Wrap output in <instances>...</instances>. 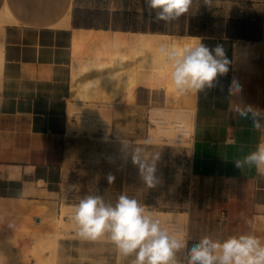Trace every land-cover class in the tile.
I'll return each mask as SVG.
<instances>
[{"label":"crops","instance_id":"0c3cea01","mask_svg":"<svg viewBox=\"0 0 264 264\" xmlns=\"http://www.w3.org/2000/svg\"><path fill=\"white\" fill-rule=\"evenodd\" d=\"M246 1L249 11L233 16L238 27L223 22L187 32L210 48L222 44L231 61L219 78L222 91L194 95L184 209L189 245L204 235L246 232L247 220L264 238V177L254 168L236 169L232 160L264 142V129L234 112L236 104L264 112V6ZM75 2L0 0L14 18L0 29V264H35L34 238L56 232L64 150L75 134L67 129L69 102L117 104L128 97L136 57L128 51L129 31L81 24ZM63 13L69 14L64 25ZM115 37L120 57L112 55ZM233 79L238 97L228 95ZM57 246L59 253L62 238Z\"/></svg>","mask_w":264,"mask_h":264},{"label":"rangeland","instance_id":"374dc122","mask_svg":"<svg viewBox=\"0 0 264 264\" xmlns=\"http://www.w3.org/2000/svg\"><path fill=\"white\" fill-rule=\"evenodd\" d=\"M250 3L246 0H213L209 7L203 0H195L191 10L175 26L165 27L163 22H152L155 12L149 15L144 0L75 2L77 20L83 25L122 28L135 32L140 27L154 24L161 27V31L175 34L210 30L212 26H220L223 22L227 26L238 27L239 24L234 21L238 19L233 16L244 15V11H249L252 7ZM260 5L264 6V0ZM149 61L144 59L140 63V55L130 59L129 93L125 102L83 103L91 104V113L101 112L103 118L108 117V128L102 127L99 122H93L92 128L79 127V120L75 116L69 117L67 129H74L75 134L69 137V143L65 146L62 178L58 185L63 202L60 215L65 221L71 220V217L63 211L64 208L77 205L89 194H99L106 203L113 205L119 195L125 194L137 199L151 212L184 211L190 180L189 147L192 129L183 133L173 127L169 135L153 134L158 128L155 115L162 116L163 120L171 124V120L176 118L175 110L179 107L185 116L187 108L183 103L176 104L177 101L174 102L175 98L170 92L167 94L171 98L164 95L167 89L162 87L163 79L154 73L155 63ZM153 105L159 108L156 114L152 113ZM96 109L99 111L96 112ZM149 137L153 138V144L145 146L149 154L153 151L160 152L156 173L159 183L154 188L146 187L138 166L132 163L131 155L124 151L125 146H144V141ZM109 175L114 177L111 184L108 182ZM55 225L54 234L34 238L29 250L30 256L34 258L39 255L44 258L45 264H130L132 257L121 259L107 238L97 241L82 240L76 235L74 227L67 229L57 220ZM54 236L56 239L62 238L63 248L59 253L57 242L53 244ZM37 241L39 245L36 246ZM33 247L34 250L41 249L39 254L34 253ZM178 258L183 262L182 254H178Z\"/></svg>","mask_w":264,"mask_h":264},{"label":"clouds","instance_id":"9594fccd","mask_svg":"<svg viewBox=\"0 0 264 264\" xmlns=\"http://www.w3.org/2000/svg\"><path fill=\"white\" fill-rule=\"evenodd\" d=\"M195 0H144L146 10L153 23L165 27L175 26L192 8ZM211 6L213 0H203ZM156 54L162 58L171 86L179 95L205 94L219 86L220 77L228 74L231 61L222 44L210 48L202 41L177 46L161 44ZM117 66L119 63L117 62ZM241 86L233 79L228 87L229 97H238ZM235 115L250 120L257 130L264 129V112L251 105L236 104ZM153 138L144 141V146L126 147L131 161L138 166L140 177L147 188H154L157 178V163L160 152L149 154L147 145ZM225 161L227 155H222ZM236 169H255L264 177V142L254 150L239 157L233 156ZM114 177L109 175L111 184ZM71 220L76 235L82 240L97 241L107 238L121 259L130 264H264V238L257 235L255 224L247 220L248 231L217 239L211 235L202 236L198 242L189 245L186 234H177L149 211L137 199L119 195L115 205L106 203L99 194H89L72 209ZM182 254L183 262L178 258Z\"/></svg>","mask_w":264,"mask_h":264},{"label":"bare ground","instance_id":"6f19581e","mask_svg":"<svg viewBox=\"0 0 264 264\" xmlns=\"http://www.w3.org/2000/svg\"><path fill=\"white\" fill-rule=\"evenodd\" d=\"M68 16L69 14L67 15L66 13H63L62 16L60 17L59 24H62V25L67 24ZM11 20H14L12 12L8 8V6L4 4L0 9V29L3 28V25L6 22L11 21ZM195 41H199V37L194 34H189V33L178 35V34L162 32V31L161 32L160 31L129 32V38L127 40L129 54L131 56H136V57L140 55V63L144 61V59H149L152 63H155V66L152 64L154 67V73L157 74L158 77H160V79H163L162 87L164 89L165 88L167 89V91L164 92L165 93L164 95H168V97L171 98V96H169L170 94H167V92L168 93L170 92L171 95H173V97L175 98L174 102L177 101L176 104L183 103V105L187 108L186 109L187 114L185 116L182 115L181 113L182 110L179 107L178 109L176 108L177 110H175V113H174L176 118L171 120L172 125L168 124L165 120H163L162 116L155 115L154 117L155 119H157L155 122H157L158 124L157 125L158 128L153 133L155 135L161 134V133L169 135L172 133L173 127H175L176 129L178 128V130L182 131L183 133H188L189 131H191L190 130L192 129L191 121H192V114H193L194 103H195L194 102L195 94L179 95L175 92V90L171 86L169 75L167 71L165 70L162 58L156 54V49L161 44H174L177 46H183V45L192 44ZM113 43L114 44H113L112 55L113 57H117V56L120 57V54L118 50L116 49V46L119 43L116 37L114 38ZM122 58H124V55L122 56ZM164 97L168 98L167 96H164ZM174 102L171 101L170 103L173 104ZM75 103L69 102L68 117L75 116L79 120V124H78L79 127L92 128L93 122H99V124L102 125V127L105 126L108 128L110 126L109 118L108 117L103 118V115H101V112L99 114L91 113L90 108H93L90 106L91 104H83V103L75 104ZM151 110H152V113H155V114L159 112V108L154 107V105ZM95 111L97 112L99 110L96 109ZM165 113H168V112H165ZM169 113L171 112L169 111ZM172 115H173V112H172ZM73 207L74 206L67 208V209L64 208L63 211L71 217ZM153 213L156 217L161 219L166 224V226L170 228V230L174 231L177 234L186 233L187 213L185 211L161 210V211H157ZM57 221L60 224H64V226H66L67 229L68 228L70 229L73 227V222L71 220L65 221L61 217V215L59 216ZM38 241L40 243L39 238H38ZM38 241H37V244L35 242L34 245L35 244L36 246L39 245ZM56 242H57V239L54 236L53 244H56ZM33 250H34V247H33ZM35 250H34V253H38V254L41 251V249H39L40 251H38V249L36 251ZM34 258H35V264H45L44 258H41L39 255L34 256Z\"/></svg>","mask_w":264,"mask_h":264},{"label":"trees","instance_id":"16d2710c","mask_svg":"<svg viewBox=\"0 0 264 264\" xmlns=\"http://www.w3.org/2000/svg\"><path fill=\"white\" fill-rule=\"evenodd\" d=\"M127 28V27H124ZM140 30H151V31H155V30H162L161 27L159 26H155L154 24H149L148 26L145 27H140Z\"/></svg>","mask_w":264,"mask_h":264}]
</instances>
